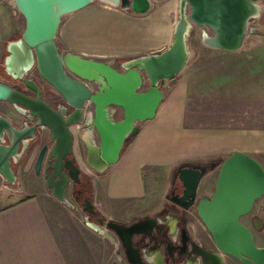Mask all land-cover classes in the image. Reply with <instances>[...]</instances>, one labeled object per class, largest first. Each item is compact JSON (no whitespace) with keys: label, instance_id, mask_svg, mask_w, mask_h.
<instances>
[{"label":"water","instance_id":"1","mask_svg":"<svg viewBox=\"0 0 264 264\" xmlns=\"http://www.w3.org/2000/svg\"><path fill=\"white\" fill-rule=\"evenodd\" d=\"M92 1L14 0L25 18V27L19 38L7 42L3 67L32 93L10 80H0V100L11 107L10 117L0 113V181L17 182L13 164L21 161L47 129L51 146L44 166V184L56 200L69 207L75 203L68 192L73 183H80L83 170L75 152L74 126L96 131L98 141L92 149L87 144L86 160L97 171H105L118 161L127 138L138 132V123L156 116L164 99V82L174 81L189 61L192 33L209 47L238 50L263 12L257 0H179L170 45L125 59L116 67L103 59L62 53L58 47L56 35L62 17ZM110 1L136 14H145L152 6L150 0ZM117 108L123 110V116L114 119L111 113ZM178 172L184 186L178 198L190 202L206 170L191 165L180 167ZM263 195L264 168L256 158L234 151L221 162L213 194L197 202L198 215L220 250H198L196 254L203 257V264L212 258L221 264L223 253L243 264H264V246L256 243L253 231L241 220ZM80 206L92 229L101 234L110 229L119 237L130 263L145 264L133 244V235L149 233L143 227H152L155 218L130 224L102 217L92 220L91 215L100 212L94 200L85 198Z\"/></svg>","mask_w":264,"mask_h":264},{"label":"crops","instance_id":"2","mask_svg":"<svg viewBox=\"0 0 264 264\" xmlns=\"http://www.w3.org/2000/svg\"><path fill=\"white\" fill-rule=\"evenodd\" d=\"M150 1L152 6L145 14H136L110 0H93L64 15L56 35L60 51L121 63L169 46L178 19L179 0ZM257 2L263 7L262 15L252 23L254 30L240 49L209 47L197 35L188 42L190 57L206 52L220 57L212 81L219 90L227 89L228 107L223 111L217 108L212 116H205L216 122L198 121L191 75L182 72L174 82L166 80L164 99L156 116L140 121L138 132L125 144L118 161L95 183L93 200L108 219L133 221L145 208L161 212L162 195L170 191L175 173L183 165H212L199 183L198 192L203 195L215 190L221 162L234 151L253 156L264 168V123L241 126L218 122L221 118L264 120V0ZM0 10H4L2 5ZM3 17L0 13V27ZM4 21L10 34L8 41L19 38L11 37L12 31ZM241 93L245 100L242 107L237 101ZM9 109L8 102L0 100V113L10 117ZM74 130L75 152L85 170L82 161L87 162V144L97 142L98 135L82 125L74 126ZM50 146L49 131L44 129L21 161L13 164L18 176L13 190L2 189L0 181V264H71L65 251L69 244L76 253L77 248L86 251V244L78 242L77 230H95L78 221L75 206L56 200L46 189L43 169ZM153 194L155 198L151 200ZM256 216L254 225L263 227L260 235L245 224L253 231L256 243L264 246V195ZM113 256L117 258L115 251ZM95 257L100 259L96 264L109 263L104 250Z\"/></svg>","mask_w":264,"mask_h":264},{"label":"rangeland","instance_id":"3","mask_svg":"<svg viewBox=\"0 0 264 264\" xmlns=\"http://www.w3.org/2000/svg\"><path fill=\"white\" fill-rule=\"evenodd\" d=\"M94 1L95 3L98 2V0H94ZM1 5L3 6L4 10L3 11L0 10V13L1 14L3 13L4 17H3V22L1 23V27H0V33H1L0 34V66L4 60L3 54L5 51V46L10 37V34H8V32L5 29L6 26H5L4 20H7L8 27L12 31L11 37H20V34L24 30V26H25V18L20 13V11L17 9L14 0H0V6ZM263 34H264V24H263ZM195 35L197 34L192 33L191 37ZM196 45H198V43H196ZM263 48H264V39H263ZM219 59H220L219 56L213 55L211 52H206L196 57L191 56L185 67V70L183 71L184 74L191 75V86H192L191 90H192V95L194 97L193 107L196 111L195 114H199L198 121H202L205 123L213 121L211 120V118H207L205 116L207 115L212 116L213 111H216L217 108H219L220 111H223V109H226L228 107L227 89L221 88L219 90L216 84L212 81V77L214 76V73L217 74V71H218ZM112 63L116 67L120 66V61L118 60H114ZM225 66L227 65L225 64ZM263 73H264V51H263ZM11 79L12 78L3 69L0 70V80H7V81L10 80L11 81ZM39 79L41 78L39 77ZM93 88L96 89L97 85L93 84ZM242 95L243 93H241V95H239L237 99L241 107L244 106V101H245ZM247 100H248V103H250V99H247ZM263 108H264V105H263ZM242 111H245V109H242ZM111 114L114 119H119L123 116V110L121 108H117ZM203 115L205 118L202 117ZM213 122H216V120H214ZM218 122L220 123L230 122V123H235L237 125L243 126V125H259V124L263 125L264 120L234 119V120L229 121L226 118L225 119L221 118L219 119ZM140 125H141V122L138 123V126ZM129 139H130V136L127 138V141H129ZM96 140L98 141V136L96 137ZM82 165H83V168L85 169L83 171L89 177L92 178L93 186H95V183L101 179L104 171L103 172L97 171L95 168L89 166L87 162H84V161H82ZM94 192H95V188H94ZM166 195H167L166 192H164L161 198V203L163 205L162 210L165 211L164 216L170 218L174 214V210L176 207L174 204H172L170 201L167 200ZM68 197L71 198L70 191L68 192ZM93 198H94V193H93ZM152 198H155L154 194L151 196V200H153ZM74 203H75L74 208L76 210L74 211L72 209V211H74V215L76 216L78 221L80 223H84L85 222L84 221L85 212L82 210L80 205H78L76 202ZM261 203H263V196L257 199L253 207V210L241 218V220L244 223H247L250 227L254 228V230L258 232V235L261 234L263 227L256 228V226L254 225V219L257 217L256 211ZM158 212H159L158 210L156 211L155 209H152V208H145L143 209V211L140 212L139 215H136L137 216L136 218H140L142 216L150 215V214H157ZM160 218H163V217H160ZM77 233H78V237H80V239H78V242L80 243L83 242L84 244H86V251L84 253L83 248L82 249L77 248L76 249L77 253H76L75 249H72V246L69 244L68 245L69 247L65 248V251H66L67 257L69 258V261L71 262V264H96L98 263L100 259H97L95 256H99V252L102 253L103 250L107 252L108 262L110 261L109 262L110 264L114 263V260H115L113 256L114 251L117 253L118 249H121V245H120L119 239L117 238L116 234L112 230L106 229V233L104 234H100L96 230H87V229L84 230V232L77 230ZM222 255H223L222 260L224 261V264H242L240 260H238L237 258L233 256H228L226 254H222ZM194 264H199V262L196 261Z\"/></svg>","mask_w":264,"mask_h":264},{"label":"flooded vegetation","instance_id":"4","mask_svg":"<svg viewBox=\"0 0 264 264\" xmlns=\"http://www.w3.org/2000/svg\"><path fill=\"white\" fill-rule=\"evenodd\" d=\"M6 55L7 52L4 51L3 57ZM1 66L0 70H4L3 62ZM11 82L15 86L31 92L24 87L21 81L11 79ZM186 166L191 165H183L182 167ZM210 166L212 165L205 164L200 167L207 170ZM178 176L179 172L175 173V178L171 184L172 187L166 195L167 200L176 207L172 217H165V211L161 210L159 214L145 215L133 221L123 222L130 224L143 218H155L156 221L153 222L152 227H148L147 225L143 227V230L149 231V233L141 232L133 235V244L139 248L145 264H194L196 261L199 264H203V257L200 254H196L198 250H206L211 253L220 251L211 232L200 219L197 212L199 198L202 196H211L213 192L210 195H203L197 190V194L190 202L188 200H181L178 196L183 194L184 186L180 180L178 181ZM80 179V183H73L70 193L71 200L78 205H81L85 198L93 199V194L90 190L91 185L93 186L92 178L82 170L80 172ZM174 200L179 201V203H176ZM188 204L189 206L187 207ZM98 217H102L105 220L108 219L101 211L98 214L91 215L92 220H97ZM117 238L119 239L118 236ZM119 242L121 249H118L117 258H115L112 264H132L127 259L125 248L120 239ZM226 255L232 256L229 254ZM206 262L207 264H217L213 258L207 259ZM221 264H224V261Z\"/></svg>","mask_w":264,"mask_h":264},{"label":"built area","instance_id":"5","mask_svg":"<svg viewBox=\"0 0 264 264\" xmlns=\"http://www.w3.org/2000/svg\"><path fill=\"white\" fill-rule=\"evenodd\" d=\"M3 187H1L2 189H7V190H13L14 186H12V184L10 183H6V182H3Z\"/></svg>","mask_w":264,"mask_h":264},{"label":"trees","instance_id":"6","mask_svg":"<svg viewBox=\"0 0 264 264\" xmlns=\"http://www.w3.org/2000/svg\"><path fill=\"white\" fill-rule=\"evenodd\" d=\"M174 82V81H173ZM136 134H134V135H130V139H129V141H127V143L128 142H130L131 140H132V138L135 136ZM91 193L93 194L94 193V186H92L91 185Z\"/></svg>","mask_w":264,"mask_h":264},{"label":"bare ground","instance_id":"7","mask_svg":"<svg viewBox=\"0 0 264 264\" xmlns=\"http://www.w3.org/2000/svg\"><path fill=\"white\" fill-rule=\"evenodd\" d=\"M89 145H91L90 147H91V149H92V146H94L95 144H94V143H92V144H89ZM87 164H88V162H87Z\"/></svg>","mask_w":264,"mask_h":264}]
</instances>
